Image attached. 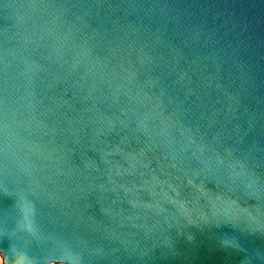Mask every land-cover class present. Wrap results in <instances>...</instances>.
I'll return each instance as SVG.
<instances>
[{"label": "water", "instance_id": "95a60500", "mask_svg": "<svg viewBox=\"0 0 264 264\" xmlns=\"http://www.w3.org/2000/svg\"><path fill=\"white\" fill-rule=\"evenodd\" d=\"M2 264H264V0H0Z\"/></svg>", "mask_w": 264, "mask_h": 264}, {"label": "rangeland", "instance_id": "374dc122", "mask_svg": "<svg viewBox=\"0 0 264 264\" xmlns=\"http://www.w3.org/2000/svg\"><path fill=\"white\" fill-rule=\"evenodd\" d=\"M0 264H2V259H0Z\"/></svg>", "mask_w": 264, "mask_h": 264}]
</instances>
